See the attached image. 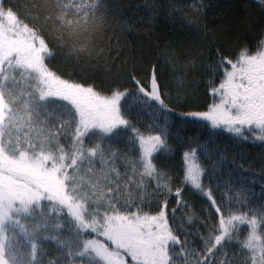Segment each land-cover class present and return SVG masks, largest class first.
I'll return each instance as SVG.
<instances>
[{
	"label": "snow or ice",
	"instance_id": "snow-or-ice-1",
	"mask_svg": "<svg viewBox=\"0 0 264 264\" xmlns=\"http://www.w3.org/2000/svg\"><path fill=\"white\" fill-rule=\"evenodd\" d=\"M161 7L176 10L168 0L152 12ZM128 27L109 0H0V264H264V196L224 185L231 195L218 203L211 181L227 163L222 153L191 142L178 174L169 140L170 119L193 118L264 142V29L255 51L241 45L235 59L227 52L233 37L206 27L196 55L180 60L163 50L178 84L207 68L206 111L177 112L187 100L179 89L170 95L154 62L144 81L135 60L112 67L134 91L119 83L105 91L50 70L47 61L65 46L74 60L102 59ZM137 107L153 123L141 127L129 114ZM186 187L210 203L216 223L185 199Z\"/></svg>",
	"mask_w": 264,
	"mask_h": 264
}]
</instances>
